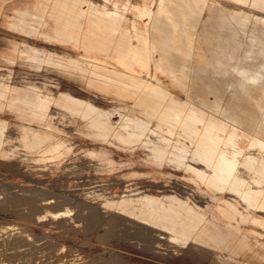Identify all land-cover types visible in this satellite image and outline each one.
I'll return each mask as SVG.
<instances>
[{
    "label": "rangeland",
    "instance_id": "rangeland-1",
    "mask_svg": "<svg viewBox=\"0 0 264 264\" xmlns=\"http://www.w3.org/2000/svg\"><path fill=\"white\" fill-rule=\"evenodd\" d=\"M35 1L0 3V87L27 84L22 74L15 76L33 73L50 88L53 98L63 92L93 103L109 118L112 130L123 132L120 127L129 115L127 105L131 99L91 72L97 65L111 68L117 62L111 56L75 46L72 41L42 35L40 31L50 32L52 21L48 18L43 20L47 26L29 19L30 24L40 29L37 32H24L14 26L20 21L16 10L31 8ZM203 2L204 18H213L215 24L219 21L220 27L225 26L223 31L204 27L205 40L212 42L219 38L221 44L219 64L213 66L211 61L205 65L208 67L205 76H214V83L201 81L211 89L202 90L205 94L186 95L183 87L186 80L155 71L153 67L152 74L163 81L158 88L165 85L175 100H169L163 91H156L150 102L189 104L190 110H196L189 111L190 118L219 121L215 134L220 136L221 143L216 150L227 157L220 161L222 183L198 184L183 165L171 163L167 158L155 160L145 139L163 133L153 122L138 140L124 144L112 136H98L86 117L76 115L61 120L52 112V103L41 120L22 117L17 111L20 105H11L12 98L22 91L23 86H17V91L0 97V120L9 126L24 124L45 131L52 141L68 139L74 148L65 157H59L58 153L22 156L18 125L10 130L15 131L14 136L1 143L0 264H264V260L253 263L244 255L235 258L207 251L124 218L101 203L99 188H91L94 182L110 193L125 187L152 196L161 194L165 187L185 188L200 205L198 209L217 223L224 234L235 237L247 234L253 237V242L264 243V226L253 222V219L264 222V23L256 16V13L264 15V11L242 6L253 11L250 15L241 9L230 7V10L227 5L218 7L211 1ZM163 5L160 0L152 2L153 9L160 7L159 16L165 13L173 27H187L194 35L191 25L177 22ZM82 6L86 7L85 3ZM228 23L236 26L226 27ZM33 50L41 53L40 63L28 58ZM207 51L209 56L213 51L217 56L218 49L206 48ZM68 60L87 71L58 65ZM175 140L176 135L172 136L168 150H172ZM77 148L111 158L113 168L95 169L92 160L80 152L77 153L80 157L67 160ZM6 149L16 151L14 156L5 154Z\"/></svg>",
    "mask_w": 264,
    "mask_h": 264
},
{
    "label": "crops",
    "instance_id": "crops-1",
    "mask_svg": "<svg viewBox=\"0 0 264 264\" xmlns=\"http://www.w3.org/2000/svg\"><path fill=\"white\" fill-rule=\"evenodd\" d=\"M7 1L0 0V3ZM160 1L163 6H167L177 22L191 25L194 35L187 27H173L165 13L159 16L161 9L159 6L156 9L152 8L153 0H37L31 8L16 10L20 21L13 25L24 32L40 31L38 27L30 24L32 18L42 26H47L43 20L48 18L52 21L51 27H48L50 32L40 31L42 35L63 42L72 41L75 46H81L87 51L114 58L116 66L108 68L105 65H97L91 72L103 77L107 85L131 99V103L127 105L129 115L120 127L123 132L112 130L109 118L99 112L93 103L63 92L59 97L53 98L50 88L33 73H20L15 76L19 77L22 74L28 83L17 84L23 86L22 91L12 98L11 105L14 106L15 103L20 105L17 111L22 117L41 120L45 117V112L51 109L52 103L54 104L52 112L61 120L76 115L86 117L90 119L89 125L98 136L102 138L112 136L124 144L138 140L144 135L148 124L153 122L163 133L148 135L145 139L146 143L150 144L153 158L158 161L167 158L171 163L183 165L185 171L190 172L198 184L216 186L219 182L222 183L220 161L227 158L222 157L220 151L216 150L221 143L220 136L215 134L219 121L190 118L189 111L196 110H190L189 104L169 102L157 104L151 103L150 99L157 95L156 91H163L165 97L175 100L173 98L175 95L165 85L164 88H158L163 81L156 74H152L153 67L155 71L172 75L181 81L186 80V86H183L186 95L205 94L202 90L211 89L210 86L205 87L201 81L206 80L208 85L214 83V76H205L208 70L205 65L211 61L213 66L219 64L221 44L219 38L217 41L213 39L212 42H207L204 27H215L223 31L225 26L220 27L219 21L215 24L217 21L213 18L208 20L204 18L205 8L201 0ZM207 1L218 7L227 5L230 10V7L241 9L250 15L253 11L242 6L257 7L264 11V0ZM84 3L86 7L82 6ZM256 16L264 23V15L256 13ZM235 26L231 23L226 25ZM201 27L203 33L200 31ZM206 48L218 49L217 56L214 51L209 56L208 51L205 53ZM32 53L28 58L40 63L41 53L37 50H33ZM95 60L101 61L98 57H95ZM29 65L36 67L35 64ZM58 65L87 71L85 67L71 60L61 61ZM17 86L11 87V84L1 86L0 97H4L9 91H15ZM16 125L21 129L19 135L20 143L23 145L20 153L22 156L35 153L43 157L47 153H58L59 157H65L66 153L74 148V144L68 139L52 141V136L45 131L24 124L9 126L1 120L0 145L7 141L8 137L14 136L15 131L10 130ZM174 135L177 136V140L172 142V150H168L167 146ZM77 149L78 151L67 160L80 157L77 155L80 152L84 158L92 160L95 169L102 171L105 168H113L114 160L111 158L100 156V153L92 150ZM15 152L6 149L4 153L8 155L11 153L12 157ZM8 155L6 157H9ZM262 174L261 172L260 175ZM91 188H99L102 194L101 203L124 218L148 225L180 241L204 246V249L227 253L235 258L237 255H244L253 263L264 260L262 259L264 243L258 240L253 242V237L247 234L239 237L230 233L224 234L217 223L210 221L198 209L200 205L192 199L191 193L185 188L165 187L157 196L125 187L120 192L110 193L106 187L94 185V182ZM253 222L264 226V222L259 219H253Z\"/></svg>",
    "mask_w": 264,
    "mask_h": 264
},
{
    "label": "bare ground",
    "instance_id": "bare-ground-1",
    "mask_svg": "<svg viewBox=\"0 0 264 264\" xmlns=\"http://www.w3.org/2000/svg\"><path fill=\"white\" fill-rule=\"evenodd\" d=\"M253 143H255V141L253 142ZM55 203V202H54ZM197 214V213H196ZM199 215V214H198ZM203 220V219H202ZM201 221V220H200ZM213 222V221H212ZM200 223V222H199ZM194 227V226H193ZM190 232V231H189ZM161 233V232H160ZM159 234V233H158ZM165 234V233H164ZM191 234V233H190ZM152 241V240H151ZM207 242V241H206ZM223 242V241H222ZM233 242V241H232ZM198 244V243H197ZM213 244V243H212ZM190 245V244H189ZM223 245V244H222ZM228 245V244H227ZM201 246V245H200ZM206 246V245H205ZM197 247H199V245H197ZM197 247H195V248H197ZM204 247V246H203ZM202 247V248H203ZM227 247V246H226ZM201 248V247H200ZM208 248V247H207ZM222 248V247H221ZM225 249H227V248H225ZM196 250V249H195ZM195 250H194V252H195ZM204 250V249H203ZM207 250V249H206ZM192 251V250H191ZM208 251V250H207ZM197 252H199V251H197ZM202 252V251H201ZM206 252V251H205ZM215 252V251H214ZM203 253V252H202ZM210 253V252H209ZM208 253V254H209ZM225 254V253H224ZM199 256H201V255H199ZM225 257V256H224ZM247 264V263H246Z\"/></svg>",
    "mask_w": 264,
    "mask_h": 264
}]
</instances>
